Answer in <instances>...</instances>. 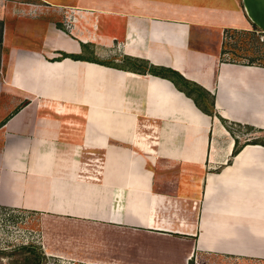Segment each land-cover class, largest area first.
I'll use <instances>...</instances> for the list:
<instances>
[{
  "label": "crops",
  "instance_id": "0c3cea01",
  "mask_svg": "<svg viewBox=\"0 0 264 264\" xmlns=\"http://www.w3.org/2000/svg\"><path fill=\"white\" fill-rule=\"evenodd\" d=\"M81 9L98 15L96 34L52 28L40 49L15 50L4 91L24 103L0 126V208L49 220L44 245L64 222L63 246L46 244L52 256L82 248L101 264L264 262V147L227 128L264 133V67L222 50L228 30L264 37L242 0ZM61 53L78 59L55 61ZM130 59L202 88L214 114L168 79L133 72Z\"/></svg>",
  "mask_w": 264,
  "mask_h": 264
},
{
  "label": "rangeland",
  "instance_id": "374dc122",
  "mask_svg": "<svg viewBox=\"0 0 264 264\" xmlns=\"http://www.w3.org/2000/svg\"><path fill=\"white\" fill-rule=\"evenodd\" d=\"M120 3L122 4L120 5ZM70 5L74 7H67ZM120 6L123 9L129 7L130 0H0V123L13 112L14 107L24 103L18 95L4 91L5 77L11 71V61L18 47L40 49L46 34L52 28L63 32L70 38L75 37V39L84 38L90 31L96 34L98 15L81 8L95 10L106 7L113 10L119 9ZM101 18L104 17L101 15ZM209 33H211V39H208L207 36L205 41L214 39L212 32ZM225 37L222 50L227 53V56H224L226 59L235 63L264 67V37L259 39L251 33L230 30L225 31ZM227 128L243 139L264 142L263 132L234 125H227ZM239 146L241 147V143ZM43 221L40 214L36 212L0 208V264H31L35 259V254L40 250L45 255V260L44 262L40 261L39 264H101L92 261L91 258H94V255L91 253L90 256H86V259L83 258L84 250L82 248L79 252L77 249L78 253L76 254L63 250V255H50L49 250H45L46 244L51 243L52 245L58 241L57 243L63 246V238L68 234L63 229L65 225L63 222L59 231L50 238V242L48 238L45 239L46 244L44 245L42 237L45 230L42 228L43 225L49 228L50 221ZM86 229L83 227V231ZM88 231H84V233L86 234ZM90 234L94 235L95 241L103 238L98 230L92 231ZM78 237L83 236L78 235ZM80 241L84 244V240L80 239ZM122 242L126 241L123 239ZM75 243L76 241H74V245ZM24 246H34L36 253L32 254L28 250H24L22 248ZM70 246L73 248L72 243ZM59 247L58 245V251H60ZM169 248L176 251L180 249L176 245H170ZM153 256L159 257L154 253ZM24 258L31 259V262L25 263ZM189 264H264V262L204 254L197 259L194 258Z\"/></svg>",
  "mask_w": 264,
  "mask_h": 264
},
{
  "label": "trees",
  "instance_id": "16d2710c",
  "mask_svg": "<svg viewBox=\"0 0 264 264\" xmlns=\"http://www.w3.org/2000/svg\"><path fill=\"white\" fill-rule=\"evenodd\" d=\"M66 58L77 60L78 56L61 53V57L56 59L55 61H61L62 59H66ZM129 62L134 66L133 72L137 71L143 75L146 74V72H147L151 75L160 76V77H163L165 79H168L169 81H171L174 84V86L177 88V90L183 92L188 98L192 99L193 102L195 103L196 107L199 108L204 114H206L208 116H212L214 114V108H213L212 102H210V100H209L208 93L205 92L202 88L198 87L197 85L185 80L177 72L172 71V70H168V69H156L155 67L148 66V64H146L142 61H138V60L130 59ZM193 94L199 96L202 99V101L204 102V104L206 106H208V108L202 109L200 104L198 103L196 97H194ZM7 119H8V117L3 119L2 122L0 123V126L3 125ZM249 144L261 145L264 147V142L258 141V140H252V141H250ZM240 149H241V147L239 146L238 142H236L234 150H233V155H236ZM22 248L24 250H28V252H31L32 254L36 253L35 252L36 248L34 246H29V247L24 246ZM37 250H38V247H37ZM0 254H1V252H0ZM44 257H45V255L40 250L39 253L35 254V259L32 260L33 263H31V264H39L40 261L44 262V260H45ZM24 262L25 263L31 262V259L24 258Z\"/></svg>",
  "mask_w": 264,
  "mask_h": 264
},
{
  "label": "water",
  "instance_id": "95a60500",
  "mask_svg": "<svg viewBox=\"0 0 264 264\" xmlns=\"http://www.w3.org/2000/svg\"><path fill=\"white\" fill-rule=\"evenodd\" d=\"M242 4L250 22L264 33V0H242Z\"/></svg>",
  "mask_w": 264,
  "mask_h": 264
}]
</instances>
